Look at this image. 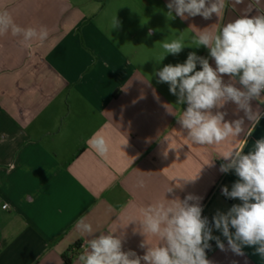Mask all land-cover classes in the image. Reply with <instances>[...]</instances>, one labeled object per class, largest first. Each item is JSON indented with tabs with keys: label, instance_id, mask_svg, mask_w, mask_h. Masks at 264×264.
Instances as JSON below:
<instances>
[{
	"label": "crops",
	"instance_id": "0c3cea01",
	"mask_svg": "<svg viewBox=\"0 0 264 264\" xmlns=\"http://www.w3.org/2000/svg\"><path fill=\"white\" fill-rule=\"evenodd\" d=\"M168 3L0 0V11L20 27L48 31L30 48L22 36L0 35V264H79L91 238L76 227L82 217L94 236L111 230L125 252L143 256L147 245L141 244L155 238L140 232L141 209L164 199L169 187L167 199L192 195L212 220L242 203L221 195L240 179L234 169L220 171L227 162L221 155L233 148L248 154L264 138V93L251 101L258 123L228 102L220 111L226 121L243 118V131L220 145H198L178 123L187 104L156 73L184 63L191 52L215 68L209 49L195 46L197 33L218 31L242 15H264V0H225L221 16L208 20L175 12L169 19ZM115 17L119 26L112 28ZM181 37L186 46L179 54L156 60L164 42ZM94 135L108 141L106 156L88 144ZM212 236L225 250L210 240L211 264H264L256 246L237 255L221 230L214 227Z\"/></svg>",
	"mask_w": 264,
	"mask_h": 264
},
{
	"label": "clouds",
	"instance_id": "9594fccd",
	"mask_svg": "<svg viewBox=\"0 0 264 264\" xmlns=\"http://www.w3.org/2000/svg\"><path fill=\"white\" fill-rule=\"evenodd\" d=\"M242 2L235 0L236 4ZM167 8L169 19H174L175 12L182 19L200 15L208 20L213 14L221 16L225 0H169ZM118 26L115 17L112 28ZM9 32L22 36L29 48L32 41L43 43L48 38L46 28L39 31L22 28L7 10L0 11V35ZM152 34L150 29L148 35ZM194 39L196 47L209 49L215 68L208 59L191 52L184 63L166 65L156 75L158 82L169 84V91L178 96L179 104H187L178 117V123L187 130V138L198 145H220L243 131V118L226 121V113L220 111L228 102L235 103L253 124L259 122L260 113L253 110L251 101L259 99L264 92V15H242L218 31L200 30ZM185 46L183 37L164 42V53L156 60L162 61L166 54L177 55ZM197 63L202 70H196ZM224 75L230 77L227 83ZM237 81L241 87L235 86ZM88 144L102 157L109 152L108 141L103 136L94 135ZM221 157L227 162L220 166V171L234 169L240 178L230 192L224 187L222 194L238 198L242 203L233 205L226 214L218 212L213 217L214 227L222 231L228 249L235 254L243 255V246H256V252L264 258V138L257 140L248 154L242 148H233ZM139 187H144L143 180L139 181ZM172 192L173 188L169 187L165 194ZM165 194L164 199L141 209L140 232L145 238H155V243L141 244L142 248L147 245L143 256L125 252L115 232L109 230L94 236L90 223L83 217L77 221V229L91 237L82 245L79 264H211L206 257L209 241L215 239L222 251L225 245L212 236L208 219L202 217V207L192 202L197 198L188 195L183 200L167 199ZM230 229H235L234 234Z\"/></svg>",
	"mask_w": 264,
	"mask_h": 264
},
{
	"label": "built area",
	"instance_id": "2783aa9c",
	"mask_svg": "<svg viewBox=\"0 0 264 264\" xmlns=\"http://www.w3.org/2000/svg\"><path fill=\"white\" fill-rule=\"evenodd\" d=\"M262 93H264V92H262ZM221 195L226 200L232 199V198H229V197L225 196L224 194H222V191H221ZM5 207H6V205H3V208H5ZM202 217H206L208 219V221H209V227L211 228V234H212L213 233V229H214V222H213V220L209 216H207V215H205L203 213H202Z\"/></svg>",
	"mask_w": 264,
	"mask_h": 264
},
{
	"label": "trees",
	"instance_id": "16d2710c",
	"mask_svg": "<svg viewBox=\"0 0 264 264\" xmlns=\"http://www.w3.org/2000/svg\"><path fill=\"white\" fill-rule=\"evenodd\" d=\"M66 260V262H69V259L67 258V259H65Z\"/></svg>",
	"mask_w": 264,
	"mask_h": 264
}]
</instances>
